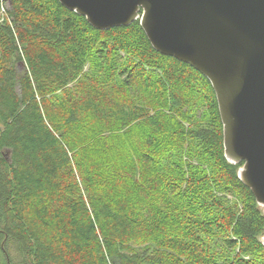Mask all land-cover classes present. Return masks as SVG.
<instances>
[{"label":"trees","instance_id":"obj_1","mask_svg":"<svg viewBox=\"0 0 264 264\" xmlns=\"http://www.w3.org/2000/svg\"><path fill=\"white\" fill-rule=\"evenodd\" d=\"M5 1L0 264H264L207 78L138 20L99 30L58 0Z\"/></svg>","mask_w":264,"mask_h":264},{"label":"water","instance_id":"obj_2","mask_svg":"<svg viewBox=\"0 0 264 264\" xmlns=\"http://www.w3.org/2000/svg\"><path fill=\"white\" fill-rule=\"evenodd\" d=\"M58 1L99 30L138 20L153 49L207 78L224 156L264 213V0Z\"/></svg>","mask_w":264,"mask_h":264},{"label":"rangeland","instance_id":"obj_3","mask_svg":"<svg viewBox=\"0 0 264 264\" xmlns=\"http://www.w3.org/2000/svg\"><path fill=\"white\" fill-rule=\"evenodd\" d=\"M3 1H4V3H3ZM0 2L3 3V6H4V10L3 11L0 10V22H1L3 19H5L7 10L10 9V3H9V1H5V0H0ZM120 55H121V53H120ZM108 60L111 61L110 58H108ZM88 61L89 62H87L86 65H85V71H87V72L90 71V66L92 67V64H91L92 60L88 59ZM124 61H128V60L126 59ZM21 68H22V66L19 67V69H21ZM196 85L200 86V88H201L200 92L201 93H203V92L207 93L208 92V89H207V87H205V85H199V84H196ZM67 88L70 90V92H68V93L64 92L63 100L64 99L65 100H70L72 98H75L77 96V92L75 90H73L74 89V84H70L69 83L67 85ZM172 217H173V215H172ZM155 221L157 222V223H155L156 227L161 226V217H158ZM206 241L209 242L210 240L206 239Z\"/></svg>","mask_w":264,"mask_h":264},{"label":"built area","instance_id":"obj_4","mask_svg":"<svg viewBox=\"0 0 264 264\" xmlns=\"http://www.w3.org/2000/svg\"><path fill=\"white\" fill-rule=\"evenodd\" d=\"M1 10H2V11L4 10V6L1 7Z\"/></svg>","mask_w":264,"mask_h":264}]
</instances>
